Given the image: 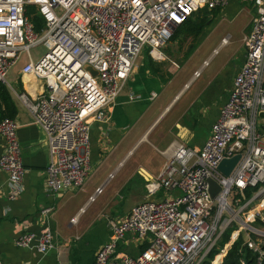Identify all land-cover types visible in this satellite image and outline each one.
<instances>
[{"label":"built area","instance_id":"1","mask_svg":"<svg viewBox=\"0 0 264 264\" xmlns=\"http://www.w3.org/2000/svg\"><path fill=\"white\" fill-rule=\"evenodd\" d=\"M229 1L0 0V83L12 90L8 74L23 54L21 75L43 82L42 92L35 96L14 91L46 136L45 188L53 203L41 209L42 215L48 217L55 210L63 191L83 188L90 172L91 124L108 119L107 111L141 52L147 48L153 58H161L162 47L177 26L203 7L223 8ZM252 2L256 15L242 39L244 62L210 136L201 148L172 140L159 150L164 162L146 184L149 199L134 205L122 219L107 218L109 237L93 264H221L242 226L250 232L246 237L242 234L244 243L258 253V263L264 260V232L252 225L256 219L264 222V0ZM28 5L43 19L39 31L26 14ZM38 45L45 51L35 59L31 50ZM17 127L15 118L0 119L4 141L0 170L8 173L9 200L23 192ZM236 154H240L236 166L223 175L218 164ZM209 178L221 187L214 197ZM249 187L258 188L246 198L244 190ZM102 190V185L97 187L85 206ZM161 190L170 194L151 199ZM71 221L75 223L76 217ZM233 223L239 230H233L229 244L208 259ZM127 235L145 246L135 256L119 249ZM56 236L46 224L39 233H21L14 243L46 254L59 248Z\"/></svg>","mask_w":264,"mask_h":264},{"label":"crops","instance_id":"2","mask_svg":"<svg viewBox=\"0 0 264 264\" xmlns=\"http://www.w3.org/2000/svg\"><path fill=\"white\" fill-rule=\"evenodd\" d=\"M245 4L242 0H230L225 7L210 10L206 14L208 22L203 28L201 41L188 59L189 63L193 59L189 69L178 68L173 72L170 63L162 61L164 58H153L147 48L141 52L123 90L107 111L108 119L91 124L90 172L83 188L68 189L60 193L55 202V210L48 217L41 214L42 208L53 203L45 188L46 167L49 162L46 136L44 131L32 122L29 112L14 93L22 91L35 96L42 92L43 82L28 75H21L20 67L25 61L20 63V66L11 68L8 81L12 90L9 89V92L16 108L14 118L18 124L16 133L21 148L24 176L23 192L14 200H9L8 173L0 170V262L94 263L97 250L109 237L107 221H104L108 214L104 211L116 212L111 208L112 197L120 195L122 198L121 193L136 175V168L142 165L140 168L145 172L139 176L138 187H134V197L142 198L137 200L135 205L149 199L146 184L160 171L164 162L159 150L165 149L172 140H178L189 147L201 148L210 136L211 126L218 118L220 108L232 88L233 79L244 62L242 39L244 34L250 31L252 19L256 15V6L253 3L248 8ZM243 9L245 14L238 31L225 29L224 24L234 22ZM190 37L192 36L181 35L175 41L169 42L162 48V57L171 60L179 49L176 41L185 42ZM223 38L226 39L225 43H222ZM229 45L232 47L221 55L222 50ZM196 71H199L198 76H194ZM203 76L205 80L198 84L197 89L185 100L179 114L150 139L163 121V115L170 105L177 98L180 100ZM174 90L173 98L162 106L158 99ZM152 94L156 95L153 97ZM144 142H148L157 154L151 156L147 163L136 162L128 175L121 177L116 185H113L115 192L110 197L106 195L101 204L83 219L88 209L106 193L107 187L112 185L121 165L134 155L136 148ZM3 151L4 141L0 139V155ZM101 185L102 192L94 202L85 206L88 196ZM131 208L112 213L113 219L126 217ZM101 216L103 221L100 219L102 222H98ZM73 217H76L75 223L71 221ZM99 223L103 224L106 230L102 235H98L95 229ZM46 224L57 234L58 249L39 254L32 248L15 245L14 240L21 233H39ZM123 243L126 241L120 243L121 251ZM140 249L141 246L135 251L133 249L130 252H122L135 256Z\"/></svg>","mask_w":264,"mask_h":264},{"label":"rangeland","instance_id":"3","mask_svg":"<svg viewBox=\"0 0 264 264\" xmlns=\"http://www.w3.org/2000/svg\"><path fill=\"white\" fill-rule=\"evenodd\" d=\"M242 2L246 3L244 6H246L247 8L250 7L253 2L252 0H242ZM246 8V9H247ZM245 11L244 9L238 13L237 17L234 19V22L232 23H228V24H224L225 29L228 28L229 31L232 32H236L239 29V26L243 20ZM190 18L198 21L201 19V15L200 12H196L194 13ZM208 21H205V24ZM248 33V32H247ZM203 34V32H201L199 35H193L192 37L189 38V40L186 39L185 42H183L182 40H178V42L176 41V43L178 44L179 49L176 50L175 54H173L172 59L168 60L166 59V57H161L164 58L162 59V61L164 60L167 63H170L171 67H173V72L174 70H186L189 69V66L191 64V62H193V59H191V62L189 63V57L190 55L193 53V50L196 48V46L199 44V42L201 41V35ZM175 41V39H173V37L162 47L164 48L165 46L168 45L169 42ZM180 42V43H179ZM232 46L229 45L227 48H225L224 50H222L221 55H223L227 50H229ZM45 51V47L43 45H38L36 47H34L31 50V55L36 59L39 56H41V54ZM162 54H164L162 52ZM164 56V55H163ZM26 59V55L23 54L21 56V60L20 62H18L15 67L20 66V63H22L23 61H25ZM200 62V61H199ZM214 64H212L213 66ZM211 66V67H212ZM205 80V76H203L199 82L193 84L191 86V88H189L186 91V94L179 100V98H177L173 104L170 105V107L168 108L167 112L163 115V121L161 122L160 126L156 129L155 134L150 138L153 139L156 135L157 132L161 131L162 128L164 126H166L168 123H170L172 121V119L174 117H176L179 114L180 108L182 107V104L185 102V100L188 99V97L197 89L198 84H201L203 81ZM174 92H167L164 96H161L158 99V102L162 105L165 106L166 104H168L170 102V100L173 98ZM212 103V102H211ZM157 153L153 150V148L149 145L148 142H144L143 144L139 145L136 148V151L134 153V155H132L131 157L127 158V160L121 165V169L119 171V173H117L116 179L112 182L111 186L107 187L106 193L104 195H102L100 198L97 199V201L88 209L87 213L83 216V219L86 218V216L89 213H92L93 209L95 207H97L99 204H101V200L105 199V196H111L112 193L115 192L116 188L113 185H116V183L118 182V180L121 177H126L128 175V172L131 170V168L136 165V162L138 163L139 161H145V163H147L151 156H155ZM148 155V156H147ZM142 167L139 166L138 168H136L135 170V176H133L132 180L130 181V184L126 186V188H124V190L122 191L121 195L122 198L120 197V195H114L112 197V202H111V208L113 209V211L115 210L116 212H108V211H104V213L108 214L107 218H114V214L118 213V212H122L128 208H131L133 205H135L137 200H141L142 198L140 196L134 197L133 192L135 191L134 187H138V183H139V176H142V173L145 172V170ZM138 174V175H137ZM158 195L155 196L154 199H162L163 197H165L166 195H169L170 193L168 192H164L163 190H161L160 192L157 193ZM224 217H227V215H224ZM107 218L105 217L104 221H107ZM82 219V220H83ZM103 219L102 216L98 219V222H102L101 220ZM223 220V219H222ZM105 223V222H103ZM235 224V223H233ZM253 225V223H252ZM238 225L235 224V228L233 229L235 231H238L239 228H237ZM254 227V226H253ZM256 228V227H254ZM96 232L98 235H102L103 232H106L104 225L99 223L98 226H96ZM262 232H264V228H256ZM232 230V231H233ZM240 231L242 232L241 234H243L244 237H246L250 232L244 230V227L242 226ZM233 233V232H232ZM255 235V234H254ZM262 235V234H261ZM127 239H130L129 241H126V243L122 244V251L125 252H130L131 250L134 249L137 250L138 247H140V242H138L137 240H133L131 235H127ZM261 237V236H260ZM262 237H264V235H262ZM254 238H259L258 235H255ZM231 241V238H229V241L225 244H229V242ZM224 244V245H225ZM127 245V246H126ZM224 247L220 248L223 249ZM219 249V250H220Z\"/></svg>","mask_w":264,"mask_h":264},{"label":"trees","instance_id":"4","mask_svg":"<svg viewBox=\"0 0 264 264\" xmlns=\"http://www.w3.org/2000/svg\"><path fill=\"white\" fill-rule=\"evenodd\" d=\"M201 19L196 21L192 18H188L185 22L177 26L175 32L173 34V39L178 38L183 35L184 37L199 35L205 26V21L208 19L207 15L199 10ZM26 14L29 19L34 24L35 30L39 31L43 24L42 17L36 12V8L33 5H28L26 7ZM16 114V108L10 92L8 88L0 83V119L5 117L14 118ZM258 187H249L244 190V194L246 198H249L254 191L257 190ZM264 214V211H263ZM253 226L256 228H264V222L256 219L253 222ZM235 228V225L228 227L222 233L220 239L217 241L216 245L210 251L208 255V259L213 258V256L219 251L220 248L224 246L225 243L229 241L232 230ZM145 246L142 245L143 249ZM258 253L249 249L247 245L244 243V238L242 234L238 236V238L233 242V244L228 249L226 255L223 258L221 264H241L243 260L246 264H264V260L260 263L257 261Z\"/></svg>","mask_w":264,"mask_h":264},{"label":"water","instance_id":"5","mask_svg":"<svg viewBox=\"0 0 264 264\" xmlns=\"http://www.w3.org/2000/svg\"><path fill=\"white\" fill-rule=\"evenodd\" d=\"M202 12L208 14L209 10L206 7H203ZM91 72L93 75L96 74L95 71H91ZM239 159H240V154H236L230 158H225L220 161L217 168L223 175L227 176L236 166ZM208 183H209V193L211 197H214L221 187L218 183H216L213 179L210 178L208 179Z\"/></svg>","mask_w":264,"mask_h":264}]
</instances>
